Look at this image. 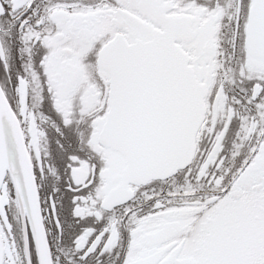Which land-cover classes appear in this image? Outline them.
<instances>
[{
    "label": "snow or ice",
    "instance_id": "1",
    "mask_svg": "<svg viewBox=\"0 0 264 264\" xmlns=\"http://www.w3.org/2000/svg\"><path fill=\"white\" fill-rule=\"evenodd\" d=\"M0 264H264V0H0Z\"/></svg>",
    "mask_w": 264,
    "mask_h": 264
}]
</instances>
